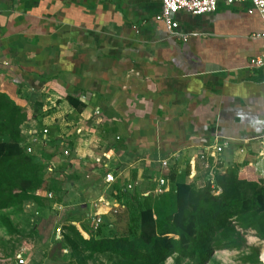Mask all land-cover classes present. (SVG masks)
Returning a JSON list of instances; mask_svg holds the SVG:
<instances>
[{"label": "crops", "instance_id": "0c3cea01", "mask_svg": "<svg viewBox=\"0 0 264 264\" xmlns=\"http://www.w3.org/2000/svg\"><path fill=\"white\" fill-rule=\"evenodd\" d=\"M160 12L161 0H0V91L34 103L21 143L47 128L45 163L67 149L64 161L102 181L106 166L115 176L112 193L85 195L84 216L97 211L95 199L116 202L122 191L139 205L160 174L171 188H198L233 166L254 170L264 149V65L249 64L264 53V19L250 3H219L209 14H175L170 34ZM72 116L83 126L64 132ZM222 143L216 158H202Z\"/></svg>", "mask_w": 264, "mask_h": 264}, {"label": "trees", "instance_id": "16d2710c", "mask_svg": "<svg viewBox=\"0 0 264 264\" xmlns=\"http://www.w3.org/2000/svg\"><path fill=\"white\" fill-rule=\"evenodd\" d=\"M68 100L75 105L73 99ZM32 117L29 108L0 91V209L40 199L33 192L45 182L44 166L20 145L21 126ZM217 190L219 194L213 195ZM140 198L134 201L140 206L136 240L104 236L105 224L97 236L90 237L95 239L79 237L85 249L97 255L115 254L116 264H164L171 256L176 264L180 258L206 264L216 250L240 248L244 232H252L264 244V177L251 167L217 172L213 183L207 181L202 187L179 183L164 194ZM126 199L133 197L126 194ZM147 199L155 200L154 206H143ZM230 213L240 231L230 226ZM164 225L167 228L160 230ZM259 252L260 248L252 255L258 261Z\"/></svg>", "mask_w": 264, "mask_h": 264}, {"label": "rangeland", "instance_id": "374dc122", "mask_svg": "<svg viewBox=\"0 0 264 264\" xmlns=\"http://www.w3.org/2000/svg\"><path fill=\"white\" fill-rule=\"evenodd\" d=\"M28 99V97H21L15 102L22 107L31 109L34 103L32 101L29 102ZM39 110L36 108L33 111L35 112L34 114L37 117L39 115L43 117L44 112ZM66 116L68 115L66 114ZM50 118L52 119V117L47 119L50 120ZM78 119V116L65 118V122L69 124L62 125L64 132L82 128L83 125ZM54 121L57 122V118ZM2 139L6 140L5 137H2ZM65 143L69 147L71 142L66 139ZM61 148L60 140H56L49 145V151L52 156L56 155L57 152L60 153ZM244 166L249 167L247 164ZM57 172V178L50 176L49 182L45 181L40 189H50L57 194V199L64 207L60 214L55 215L49 208L48 203L39 199L37 203L45 223L43 222L34 229L31 217L23 213L20 204L0 209V264H14L18 254H21L24 264H116L118 257L115 254L107 252L97 255V253L87 251L79 239V237H82L79 228L87 230L86 224L82 222L88 207V204L84 203L85 195L92 194L91 197H96V193H112L113 187L99 180L100 177L87 173L83 167H76L69 159L64 161V166L59 168ZM218 194L217 191L213 193V195ZM117 203H124L125 209L122 213L113 215L109 209L116 206L115 204ZM155 203V200L147 199L143 206H154ZM101 204L105 223L111 224L110 226H105L103 235L136 240L139 233L138 212L140 206L130 202L126 197L116 202L111 199L109 205L105 204V202H101ZM229 216H231V213ZM235 218L233 215L227 217V220L230 222V226H234L236 230L240 231V228L236 227ZM119 219L125 220V224L117 226L115 222ZM5 220L8 221L9 225L5 224ZM60 225H62L61 237L56 239L55 227ZM73 228L77 230V233ZM166 228L167 225H164L160 230ZM168 236L172 235L168 234ZM243 238L245 241L240 248L216 250L206 264H259L258 258L252 255L258 248L261 249L262 243L257 241L252 232H244ZM164 264H176L175 256L168 257ZM178 264H195V262L193 258H180Z\"/></svg>", "mask_w": 264, "mask_h": 264}, {"label": "built area", "instance_id": "2783aa9c", "mask_svg": "<svg viewBox=\"0 0 264 264\" xmlns=\"http://www.w3.org/2000/svg\"><path fill=\"white\" fill-rule=\"evenodd\" d=\"M219 3H224L227 5L237 4V3H250L254 10L258 12V14L264 19V0H161V12L159 15L156 16V19L162 21L168 32L170 34H177L176 27L177 22L174 20L173 16L179 12H186L191 15H203L209 14L214 12ZM186 38V36H183ZM249 64L253 68H260L264 65V53L259 56L252 57L249 61ZM25 131L21 130V135H23ZM29 137L26 139L25 143H21V147H23L26 154L34 157L39 163L44 166V175L45 181H47L50 176L58 167L62 166L64 159L62 157H70V153L67 149L63 150L61 154L64 156H56L52 161H47L46 163L43 161V153L45 143L47 142L49 132L47 128H43L39 133L35 130L32 131L30 134H27ZM225 144L220 145H213L207 147L205 153H203L202 158L204 157H213L216 158L217 154L221 152L223 146ZM260 159L253 163V167L255 172H257L260 176L264 177V149L258 155ZM97 164H105L106 158L104 155L94 158ZM160 166L163 169H166L167 162L162 160ZM208 167V166H206ZM101 174L103 175V181L107 184H112L115 182V176L112 171L106 166L100 170ZM155 186L150 190L144 193L141 197L147 196H158L170 191L171 187L169 185V180L163 174H160L155 180ZM210 182L213 183V180ZM133 189L132 184H128L126 186L127 191H131ZM33 195L39 197L41 200H44L48 203L49 208L51 211L56 215L60 214L63 210V205L57 199V194L50 189H38L33 192ZM101 202H105V204L109 205L107 199L98 198L93 201L94 207L97 209L102 208ZM106 205V206H107ZM124 209V205H117L111 207L109 209L110 213L113 215H117ZM22 211L26 215L31 217V222L33 223L34 229L41 225L43 220V216L41 215V210L34 199L27 200L22 204ZM95 211L92 214H86L84 216L83 221L86 222L87 230H83L82 228L79 229L81 236H86L88 234V238L91 236H97L102 226L106 223L104 222V218L102 214ZM61 228L62 225L55 227L56 231V239L61 237ZM102 260V259H101ZM259 261L260 264H264V244L262 245L260 252H259ZM14 264H24V259L21 257V254L16 256V262Z\"/></svg>", "mask_w": 264, "mask_h": 264}]
</instances>
